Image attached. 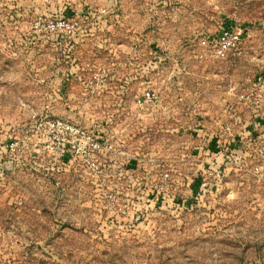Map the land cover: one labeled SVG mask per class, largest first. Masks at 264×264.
<instances>
[{"label": "rangeland", "instance_id": "1", "mask_svg": "<svg viewBox=\"0 0 264 264\" xmlns=\"http://www.w3.org/2000/svg\"><path fill=\"white\" fill-rule=\"evenodd\" d=\"M85 1L92 13L66 44L76 59L67 79L68 69L53 68L63 56L51 42L26 36L52 5L0 0V161L10 126L66 111L94 135L109 130L113 151L97 158L134 162L128 178L152 192L136 207L142 195L127 196L112 166L98 176L83 161L68 167L49 150L26 152L0 174V264H264V0ZM232 26L254 32L217 57L215 42ZM140 37L146 42L135 51ZM102 65L111 68L109 83L83 102V80ZM149 67L150 78L134 79ZM60 75L76 95L53 108L49 81ZM150 88L158 100L139 107ZM164 172L168 188L158 197Z\"/></svg>", "mask_w": 264, "mask_h": 264}, {"label": "built area", "instance_id": "2", "mask_svg": "<svg viewBox=\"0 0 264 264\" xmlns=\"http://www.w3.org/2000/svg\"><path fill=\"white\" fill-rule=\"evenodd\" d=\"M42 2L55 5L57 14L55 17H44V15L40 14V17L35 20L33 32L39 36L49 38L50 40L48 39V41L53 45L52 49L60 56H64L68 51L66 46L68 39L77 35L84 28L82 17L67 13L64 10L65 6H59L61 2L66 3L67 0H42ZM108 12L109 9L107 8L101 11L103 19L108 16ZM253 32L250 27L232 26L224 29L219 35L217 42V57H225L228 51L241 43L244 36L251 35ZM144 42L146 40L143 37L138 38L133 45L134 50L137 51L139 49L137 43ZM202 43L207 45L208 40L205 39ZM120 65L121 63H118V66ZM110 71L111 68L102 65L94 70L88 79H82L84 90L81 100L83 102L91 101L103 90L110 81ZM75 95V92L70 94V98L73 99ZM247 97L251 103L258 102V100H253L250 94L243 96L244 99ZM158 98L159 96L154 89H145L143 94L137 97L136 103L139 107H144L147 104L154 103ZM9 129L11 135L7 149L8 158L6 159L17 161L26 152L37 153L41 150H49L52 154L65 155L71 167L79 165L83 161V164H88L94 174L103 176L107 173L108 166L96 156L98 153L107 155L113 151V141L109 137V131L106 129L101 130L102 134L100 136L94 135L92 129L84 128L72 123L70 120L56 117L52 112L45 110L32 115L19 125L10 126ZM262 157V164L264 165V154ZM155 162L159 161L155 159ZM161 178L164 183L154 186L155 195L158 197L161 194H165L163 192H166L168 188L167 184L170 175L164 172ZM156 196L154 199L157 198ZM117 198L114 193L108 194L109 202L113 206L116 205Z\"/></svg>", "mask_w": 264, "mask_h": 264}, {"label": "crops", "instance_id": "3", "mask_svg": "<svg viewBox=\"0 0 264 264\" xmlns=\"http://www.w3.org/2000/svg\"><path fill=\"white\" fill-rule=\"evenodd\" d=\"M71 2V4L70 3H68V2ZM79 3L80 5L84 2L85 3V5L84 6H86V9H82V10H78V9H74V7H72V6H74L73 4H75V3ZM116 4H118V3H115V5L113 6L115 9V11L113 10L112 11V13H113V15H115V13H116V11L118 10V7L116 6ZM54 8H56V6L55 5H52ZM60 7L61 6H65V8H66V10L70 13V14H75V15H78V16H81L83 19L85 18V16L87 15V14H89V13H92L91 11H89L90 9H92V8H90L89 7V5H88V3H86V1L85 0H67V2L66 3H64V2H61L60 3V5H59ZM88 6V7H87ZM117 8H116V7ZM76 7V6H75ZM12 13V12H11ZM92 16H93V14H92ZM108 16H109V12H108ZM107 16V17H108ZM87 17H89L90 18V15L89 16H87ZM92 18H95L94 16L92 17ZM7 34H8V36L10 37V36H12V33H13V19H12V15L11 16H8V21H7ZM7 36V37H8ZM205 39H207L206 37L205 38H203V40H202V42L205 40ZM212 42V41H211ZM210 41H208V44L207 45H210V44H212ZM32 48V47H31ZM38 48H40V46H37V47H34V48H32V51H33V49H34V51L35 50H37ZM50 50H52L53 52H55L52 48L50 49ZM157 50H159V48L157 49ZM156 50V51H157ZM240 50V48L237 50V51H239ZM39 51H41V50H39ZM155 51V53H157ZM214 51H216V42H215V45H214ZM33 53V52H32ZM241 53H242V51H241ZM149 63V62H148ZM56 63H54L53 62V68L54 67H58V65H59V61L57 62V64L55 65ZM60 65H62V64H60ZM65 68H67V67H65ZM58 69H64V67H62V66H60ZM138 75H139V73L138 74H136V75H134L133 77H134V79H136L137 77H138ZM119 76V75H118ZM64 76L63 75H60V76H58L57 78H55L54 80H51V81H49V86L50 87H53V86H55V88H56V90L57 91H53L54 93H51L52 94V98L50 97L49 99L50 100H54L55 102H54V105H53V108H55V105H58V106H60V105H62V103H67V101H66V97H65V94H67L68 92H69V94H74V92L67 86V88H66V92L62 95V93H60V92H58V90H59V87H60V85H61V83H62V81H61V78H63ZM117 79H119V77H117ZM121 80H122V78L121 79H119V83H121V84H123L122 82H121ZM59 82H60V84H59ZM129 82V81H128ZM55 83H56V85H55ZM59 84V85H58ZM64 84V81H63V83H62V85ZM46 92H49V89L48 90H46ZM71 99V98H70ZM56 117H60V118H63V119H67V120H69L70 118H68V116L66 115V114H68L70 117H71V114H69V113H66V111H60V112H58V111H56V113H53ZM28 120V119H27ZM209 137H210V139H209V141H211V140H214V141H216L217 139H216V137H218V136H213V135H209ZM219 138V137H218ZM23 156V155H22ZM108 156H106V158H107ZM104 160V162L106 161V159L104 158L103 159ZM108 160H110V164L111 165H109V166H112V168H114V169H116L117 170V175L119 176V182L121 183V184H126L127 182H128V185H129V190L127 189V191H126V195L127 196H130V197H132V198H134L135 197V195H137V192H136V186H138L139 184H141V182H143L142 181V179H138V178H136V177H134V176H131L130 175V182H132V187L130 186V183H129V178H125L126 176H129L128 175V172H130L131 170H133V169H135L137 166L135 165V163L134 162H131V163H124L123 161H120L119 159H117L115 156H113V157H111V158H108ZM58 163H60V164H64V163H62V161L61 160H59V159H57L56 160ZM66 166H68V167H71V164H69V162H67V164H66ZM127 185V186H128ZM135 198H137V200H138V202H135V200H134V203H135V205H136V207H138L139 205H140V203H141V201L143 200V196H140L139 198L138 197H135Z\"/></svg>", "mask_w": 264, "mask_h": 264}, {"label": "trees", "instance_id": "4", "mask_svg": "<svg viewBox=\"0 0 264 264\" xmlns=\"http://www.w3.org/2000/svg\"><path fill=\"white\" fill-rule=\"evenodd\" d=\"M6 6H8V8H10V10H11V12H12V8H13V4H7ZM64 10H66V8L64 7ZM66 12L67 13H69L67 10H66ZM44 14H48L49 16H51V17H55L56 16V14H57V8H54L53 6L50 8V9H48L47 11H45V12H43ZM85 30H84V28H83V30H81L80 31V33H82V32H84ZM80 33H78L77 35H75L74 37H71V38H69L68 39V42H71V44H73V38H75V37H77ZM27 37H28V39L30 40V41H38V42H41V41H45V40H48L49 38H47V37H43V36H39V35H37V34H35V33H30V34H28V35H26ZM47 38V39H46ZM50 40V39H49ZM206 40H208V38L206 39ZM209 41V40H208ZM211 42V41H210ZM67 49H68V51H67V53H66V55H64L63 57H61V59L59 60V65L60 64H62V65H60V66H62V67H67L66 69H68V71H67V73H66V75H65V78H67V79H70L72 76H73V74H74V72H75V69H74V67H75V62H76V59L73 57V55H72V51H73V49H74V47H67ZM155 62H159V61H155ZM64 67V68H65ZM151 69V70H150ZM153 70V68L152 67H149L148 69H147V71H146V69H143V71H142V75H141V73H139V75H138V78L140 77V78H142V77H145V80H147L146 78H147V76H148V78H150V74H152L151 73V71ZM63 83V82H62ZM62 83H61V85H60V87H59V90H58V92H60V93H62V95L66 92L65 90H66V88H67V86L66 85H62ZM119 89H122V88H120L119 87ZM67 98V97H66ZM103 129H106V128H103ZM102 130V129H101ZM107 130V129H106ZM109 131V130H108ZM37 155H39V153H30V156H32L33 158H35V156H37ZM52 156H53V158L55 159V160H57V159H61L62 160V163H64V164H62L63 166H66V164H67V162H68V158L64 155V156H62V155H57V154H52ZM107 166H109V165H107ZM62 169H63V167H61ZM125 178H128V176H126ZM129 180V182H130V179H128ZM130 186L132 187V182H130ZM128 187H129V185H128ZM136 192L138 193V194H140V195H142V196H149L150 197V194L149 193H151L152 192V189H151V187H149V185H148V183H145V182H141V184H139L138 186H136ZM146 194H148V195H146Z\"/></svg>", "mask_w": 264, "mask_h": 264}, {"label": "water", "instance_id": "5", "mask_svg": "<svg viewBox=\"0 0 264 264\" xmlns=\"http://www.w3.org/2000/svg\"><path fill=\"white\" fill-rule=\"evenodd\" d=\"M16 167V161L14 159H5L0 162V174L11 172Z\"/></svg>", "mask_w": 264, "mask_h": 264}]
</instances>
